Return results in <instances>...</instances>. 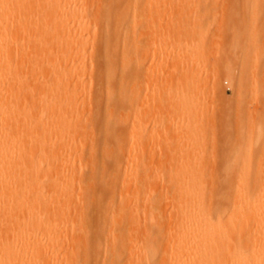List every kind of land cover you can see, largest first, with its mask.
Returning a JSON list of instances; mask_svg holds the SVG:
<instances>
[{
    "label": "rangeland",
    "instance_id": "1",
    "mask_svg": "<svg viewBox=\"0 0 264 264\" xmlns=\"http://www.w3.org/2000/svg\"><path fill=\"white\" fill-rule=\"evenodd\" d=\"M69 4L71 10L61 16L83 20L88 33L85 40L74 38L75 33L69 40L58 39L45 22L51 17L31 5V43L23 42L30 40L27 36L8 31L11 42L1 57L14 58L16 79L25 80L11 81L0 93L4 96L10 88L18 111L29 110L17 123L19 132L32 139L45 127L50 138L45 148L31 150V159L46 157L39 178L33 181L46 192V211L60 214L57 224L61 225L63 248L48 255L50 264H111L112 256L114 264L122 263L120 260L127 263V254L119 252L118 237L110 240L115 249L118 243L117 249L113 248L118 255L110 252L112 244L108 252L104 246L109 231L113 237L119 227L118 232L123 231L119 235L139 238L136 219L125 224L117 207L118 200L127 204L132 199L139 179L144 190L147 188L145 196L157 198L158 204L151 210L153 219L148 215L143 224L148 221L149 228L147 224L144 227L155 228L149 234L161 227L154 238L159 247H165L158 250L163 253L172 242L170 226L174 227L171 217L173 199L179 195L174 187L178 180H202L206 187L211 186L214 212L222 208V213L224 205L230 206L226 196L229 186L247 179L246 166L251 174H247L248 180L264 178V0H128L124 49L128 64L123 66V34L107 38L102 2L90 4L80 18L73 12L79 2ZM14 42L22 45L23 52L31 47V52L15 56ZM75 45L78 47L72 52L70 47ZM45 67L48 70L44 71ZM109 67H114V72H109ZM63 77L68 78L64 83ZM108 77L112 79L108 81ZM69 84L68 93H75V98H55ZM106 108L111 111L108 115ZM29 166H33L29 158L21 161L20 168ZM124 168L132 170L127 178L123 177ZM110 176L116 177V183ZM143 198L141 211L145 208ZM86 200L90 216L83 215ZM205 202L208 205L209 200ZM110 223L113 227H108ZM86 237L88 243L102 249H93L91 243L85 246ZM38 250L44 254L43 248ZM160 252L156 256L160 264H169L165 258L169 253L164 252V257ZM85 255L90 260L85 262ZM41 258L40 263L47 260Z\"/></svg>",
    "mask_w": 264,
    "mask_h": 264
},
{
    "label": "bare ground",
    "instance_id": "2",
    "mask_svg": "<svg viewBox=\"0 0 264 264\" xmlns=\"http://www.w3.org/2000/svg\"><path fill=\"white\" fill-rule=\"evenodd\" d=\"M70 1L73 0H0V93L6 90L7 85L13 80L16 82H25V80L17 81L16 79L17 74L15 71L17 68L14 65V58L9 55L4 59L1 57L5 53L7 45H9V43L11 42V40L7 39L8 31L12 32V34L20 33L21 35L27 36L30 40H25L23 42H28V44L31 43V5H33L34 8L39 9V11L42 13L43 11H45L46 14L51 17V19L45 22L48 25V29H52L51 31L54 33V36H58V39L69 40L73 36L74 38H81L83 40L86 39L88 33L83 20L64 19L61 16L65 11L71 10L72 3L69 4ZM100 1L102 2L101 5L103 8V14L101 17L103 18L102 22L104 20L105 25L107 26L105 32L107 38L110 34H123L122 41L124 46L121 48V54L123 55V66L125 64H128L126 61H124L126 60L124 49L127 46V41L125 40V38H127V36H125V33L127 34L125 28V22L127 19L125 16V5L127 4L128 0H74V2H79L80 6L78 8H75L73 12L74 14L77 13V16L80 18L86 14V8L90 4H93L94 2L99 3ZM118 8L119 10H117ZM24 13H27L28 15L26 14L24 20H22V15ZM40 21L41 20H37L36 25H40ZM74 27L77 28L76 32L71 29ZM73 33H75V35H73ZM110 37L111 36H109V38ZM113 37L116 38L117 35ZM118 37L120 38V35ZM110 42L111 40H108V43ZM115 42H117V40ZM118 44L119 39L117 45ZM113 45L115 46V43H113ZM19 46H22L19 45V42H14L12 46V49L14 48L15 51V56L20 57L24 56L25 52H31V47L23 52V47L20 48ZM77 47L78 45L71 46L70 50L73 52L75 51V49H77ZM112 47L109 48L108 46L109 49H115L114 47ZM108 48H106L107 51L109 50ZM112 51L113 50H111L109 54H111ZM114 51L116 52V50ZM106 57L109 58L107 55ZM110 58L113 57H111L110 55ZM108 62L110 61L108 60ZM110 68L111 67H109V69ZM112 68L109 72H114L112 71ZM123 69L126 70L125 66L123 67ZM46 70H48V67L44 68V71ZM111 74L109 73V75ZM78 75V72H76L75 76ZM61 79L64 83L65 79L68 78L63 77ZM107 79L109 81L112 79V77H110V79L108 77ZM121 83H123V81ZM106 86L108 87V83H106ZM69 87L70 84L67 85V90L65 92H57L55 94V98L63 100L68 96L70 100H73L76 95L75 93H68ZM76 89L80 88L76 87ZM123 96L125 97V95ZM111 98V101H113L117 97H115L114 99L113 97ZM8 101H10L11 103H8ZM12 101H14L13 92L9 88L4 96H0V264H50L52 263V260L48 257V255L53 253L54 250L57 251L63 248L61 225L57 224V220L58 217H60V214L50 215L49 213H47V202H45L44 199L46 192L39 184H35L38 182H33L39 178L42 172V167H40V164H42L46 160V157L35 155L31 159V150L40 151L41 149L45 148L50 143L48 140L50 138H47L48 133L45 127H43L39 132L35 133L32 139L31 136L23 135V131L19 132L17 123L19 120H21V118H23V116L28 115L29 110L27 108H23L22 110L18 111L17 105L12 103ZM116 101L118 100L115 99L114 102ZM106 103H109V101H107ZM11 104L14 105L11 106ZM3 105H5V108L2 110L1 108ZM109 111L110 109L107 110L106 108L107 115L109 114ZM43 112L44 109H41L40 113ZM98 116V118H101L100 115ZM108 123H106L105 125L107 127L106 129H108V126H110V124L108 125ZM117 124L118 123H116V125ZM99 132L98 133L100 135L101 131ZM12 133L16 134L17 137L14 138V135ZM99 135L97 136L99 137ZM107 136L110 135L107 134ZM121 143L125 144L124 141ZM26 158L30 159V163L32 162L33 166L22 169L20 168L21 161ZM119 163L120 162L118 161V164ZM134 167L129 168L134 169ZM129 168H124L125 170L123 173V177L127 178L130 176L129 172L131 173L132 170L127 172V169ZM242 168L244 169L243 166ZM246 168L247 173L245 174V172L243 173L242 171H240V174H245L247 176V179L241 180L238 179V177L237 179L240 181L232 185L231 188L229 186V189L231 191L227 188V190L230 191V193L226 192L227 201L230 202V206H228L229 209H226L228 207L224 205L225 208L223 209L225 210L222 213H220V211H222V208L221 210H219L218 208L216 209L217 211L214 212V201L211 198L214 197L213 191L211 193L208 189L211 186L206 187L202 180H178L174 187L176 186L175 190H177V193H179V195L174 197L173 199V203H175V207L173 208V216L171 217L173 221L171 222L170 220V222L173 223L174 226L173 228H171L172 225L170 224V231L172 230V235H169L172 236H170V238H172V242L167 246L168 252L161 249L163 253L158 251L161 246L159 247V243H155L154 238L155 232H160L161 230L159 229H161V227L158 229L156 228L157 230L154 233L152 232L153 235H151L152 233H148L151 232V230L155 229H152V224L151 230L144 227V225L147 224L149 228L147 217L149 215L151 219H153L151 216V210L153 206H157V198L153 197L154 195L149 197V194L148 196H145L147 193V188L145 189V193V186L143 185L142 180L139 179L140 181L138 180V182H136L137 184L135 193L132 199L128 201L127 204L122 202V200H118L117 207L119 208V213H121L123 217L122 220L125 224L127 223L129 225V223L127 222L128 219L133 218V222H135L136 219V229L137 232L140 233V236L137 239H134V236H130L128 238L123 237L124 234L122 236L119 235L120 232H118L120 231L121 227L117 228L118 226H114L119 230H117L116 234L114 228L115 234L112 237V235L110 236V231L107 229V232L109 231L107 237L110 238L108 241H106L107 237L105 238L106 244L104 247H106V252H108V245L110 246V244H114V247H112V245L109 247L110 250L112 249L110 252H112V254L114 255V253H116L115 250L118 246L117 244L119 243V252H121L122 250V252L124 251L123 255L127 254L128 256V261L124 264H160L159 259H157L156 257L158 256L157 252H160L164 257L166 256L165 253H169L168 257H165L169 260V264H264V178L258 179L255 177V179L251 181L248 180V175L250 176L251 174H248L249 168L247 166ZM114 173L116 172L114 171ZM112 178L114 179L116 177ZM112 178L111 180L113 181ZM188 183L190 185H188ZM213 184L215 185V183ZM213 184L211 183L210 185ZM217 186L218 185L216 183L215 191ZM222 186L221 189H224L225 187L223 186V188ZM149 191L150 192L148 193H150V195L153 194L152 188ZM110 196L114 197V194H111ZM142 198L144 200L143 207L145 208L141 211ZM110 199H112L110 201H113V198ZM206 199L209 200L208 205H205ZM96 200L97 199L95 198L94 202H96ZM113 202H115V200ZM107 203L109 204L110 202ZM85 204L86 205H84V207L88 205L87 200L85 201ZM215 205L216 203L214 204V206ZM88 208L89 207L87 206V209L86 207L85 209H83L84 211L86 210L83 214L84 216H87L86 214H89L90 209L88 211ZM113 209L114 208H112L111 212H113L114 215L115 210L113 211ZM159 211L161 212V210ZM159 211H157L156 215H160ZM116 214L117 212L115 213V215ZM161 217H157V222L160 221L159 219ZM144 218L147 219L146 224H143ZM157 222L156 227H159L160 222L159 224ZM119 223L116 224L118 225ZM99 225L101 228L100 231H102L103 228L101 224ZM113 225L114 223H110L108 227H113ZM119 226H121V224ZM97 229H95V233L97 232ZM122 232L120 234H122ZM93 236L95 235L93 234L91 236L92 239L94 238ZM119 236L122 237L120 238ZM117 237L119 238V240L117 241L118 243L116 244L115 249V243L110 242V240H115ZM91 238L89 240H91ZM87 240L88 237L84 239L86 243L85 246H88V244L91 243V247H93V249L95 250L97 248V250H99L102 247H100V245H98L97 247L93 246L94 243H92L91 241H89L88 243ZM97 242L96 244H99ZM37 245L41 246L39 248L44 249V254L43 252L41 253L38 250L39 248H35V246ZM93 249L91 250L94 251ZM106 252L104 254L105 258L108 256V253ZM92 254H94V252H92ZM95 255H97V253ZM43 256L44 259L47 260H44L40 263L39 260H41V257ZM86 257L87 256L85 255V258ZM91 257L92 256L90 255L89 258ZM87 259L88 258H86L85 262L90 260ZM111 260L112 261L110 263L114 264L113 261L115 262V260L113 256ZM120 261H122L123 263V260ZM106 262L108 263V261ZM120 263L118 262V264Z\"/></svg>",
    "mask_w": 264,
    "mask_h": 264
}]
</instances>
